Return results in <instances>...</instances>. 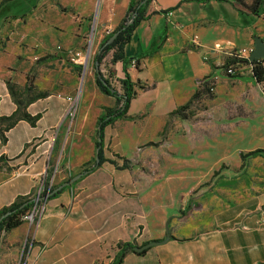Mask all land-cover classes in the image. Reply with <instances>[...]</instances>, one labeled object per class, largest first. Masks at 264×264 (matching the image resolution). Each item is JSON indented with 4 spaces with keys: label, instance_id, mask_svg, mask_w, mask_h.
I'll list each match as a JSON object with an SVG mask.
<instances>
[{
    "label": "crops",
    "instance_id": "0c3cea01",
    "mask_svg": "<svg viewBox=\"0 0 264 264\" xmlns=\"http://www.w3.org/2000/svg\"><path fill=\"white\" fill-rule=\"evenodd\" d=\"M101 1L105 8L98 18ZM182 1L152 0L146 11L148 18L135 29L124 48L125 56L134 58L154 41L159 45L157 53L141 59L138 68L126 67L136 84L137 96L127 117L104 131L106 161L48 199L42 206L43 217L35 226L23 222L3 232L0 264H102L101 260H112L125 245L133 244L142 229L146 231L144 242L162 243L142 255L127 250L122 264H264V192L232 208H223L221 195L205 190L196 193L197 186H191L195 179L191 183L188 177L189 169L186 176L184 170L171 171L174 164L168 167L171 163L166 158L155 161L166 180L143 177L130 163L128 169L122 168L125 161L133 159L125 149L143 150L150 143H160L169 114L190 101L198 80L223 77V64L229 59L226 52L241 53L256 38L264 41V14L258 19L242 16L245 22L236 23L239 16L230 4L204 5L190 0L181 4ZM129 4L130 0H61L60 5L74 10L75 17L68 25L62 24L65 31L51 27L54 33L47 35V28L41 29L38 38L44 40L43 49L57 51L60 59L56 64L40 66L39 73L34 68L36 80L32 85L47 96L30 104L27 113L39 119L34 125L19 122L6 133L5 144L0 139V212L20 198L37 199L41 181L46 180L52 168L54 178L66 179V172H56L62 160L68 163V175L72 177L92 167L86 166L90 154L83 157L80 153L77 159L75 156L83 126L75 124L72 140L69 138L73 125L65 128L72 108L70 96L77 89V76L72 77L71 73L77 67L72 50L77 47L78 32L90 20H97L104 30L115 29L126 16ZM175 7L169 15L160 13ZM232 16L234 23L230 24L227 19ZM239 36L245 40L241 47L236 42ZM215 44H221L225 53L215 50ZM26 65L18 71L13 63L8 65L0 58V118L10 117L17 110L8 83L24 88L32 69ZM238 66L240 76L233 80L242 81L243 62ZM114 68L120 77L122 65ZM62 70L69 74L64 87L60 84ZM138 83L147 89L140 90ZM91 90L98 95L94 88ZM110 98L102 108L113 107L116 100ZM61 132L70 142L63 152L61 148L62 158L57 157L54 165L52 158ZM151 137L154 141H148ZM163 145L155 149L163 150ZM248 159L263 162L258 174L250 171ZM240 161L237 171L229 168L218 175L219 185L232 177L234 183L250 179L264 182V156ZM204 173L200 175L205 178ZM191 204L200 207L186 215ZM167 221L175 225V231H165Z\"/></svg>",
    "mask_w": 264,
    "mask_h": 264
},
{
    "label": "rangeland",
    "instance_id": "374dc122",
    "mask_svg": "<svg viewBox=\"0 0 264 264\" xmlns=\"http://www.w3.org/2000/svg\"><path fill=\"white\" fill-rule=\"evenodd\" d=\"M2 1L0 0V3ZM39 1L10 0L0 11V58L8 65L13 63V68H17L18 71H21L20 67H24L25 64L29 67L32 66L31 73L29 72L28 76L30 84H33L36 80L34 68H37L39 73L40 66L47 63L53 64L54 62L56 64L60 59L57 51H45L43 49L42 41L44 40H42L43 38H38L41 29L47 28V35L54 33L51 27L65 31L62 24L68 25L72 17L76 15L74 10L61 6V0H42L41 3ZM104 8L105 6L102 5L101 1L98 6V18H100ZM239 18L237 23L245 22V19ZM77 22L80 23L78 18ZM85 25L86 23H84ZM115 29L113 27L112 29L104 30L101 25H98L97 20L95 23L90 20L88 25L78 32V44L76 49L72 50L75 52L74 58L77 60V67H73L71 73L72 77L73 75L77 76V89L70 96L72 108L65 128H68L69 124L73 125L69 138V140H72L75 124L78 122V124L83 126V129L81 128L82 133L78 136V151L75 156L77 159L80 153H82L83 157L90 154L91 160L86 165L88 168L93 166L96 160V142L99 140L96 122L99 114L102 113L104 108H107H102L101 105L111 100L110 97L103 95L99 91L94 82V58L102 41ZM244 41V38L239 36L236 39L237 47H241ZM250 48L254 50V42L246 47V49ZM112 54L113 52H110L100 66V71L106 78L110 76L109 71L111 69L115 70L111 64ZM245 56V60L250 59L251 53H246ZM234 59L239 60L238 58ZM55 64L52 66L54 70L56 69ZM239 66L236 63L234 68L237 69ZM249 66L247 62H243V68L245 69L242 70V73H244L242 75L244 80L242 81L230 78L227 73L228 68H223V77L210 79L209 94L200 95L194 99L182 111L181 116L167 118L165 127L159 136L160 143H150L143 150L125 149L129 157L133 158L128 161V164L130 163V166L139 171L143 177L166 180L167 177H164L159 171L160 166L155 164L158 157L166 158L168 159L167 163H171L168 167H172L174 164V170L169 168L171 171L180 172L184 170L186 176L187 169H189L188 177L191 183L195 179L191 186H197L196 193L200 190H205L206 193L215 191L221 195L223 208H232L233 205L242 204L247 198L264 192V182L258 179L240 180L234 183L231 180L235 178L232 177V179H228L229 182L222 185H219V180H217L218 175L229 168L237 171L241 166V152L247 154L258 149L264 150V87L256 85V82L251 80L253 77L250 72L251 69L249 71ZM57 71L58 74L61 73L59 68ZM235 75L240 76L238 72ZM68 77L69 74L64 73L62 70V76L60 77L62 87H64ZM57 78L55 77V80ZM110 80L114 88L121 90V86L115 77ZM15 86L18 92L23 91V88ZM90 87L94 88L98 95H95ZM18 94L21 100L24 101L26 99L25 96ZM112 106L110 108L116 107V103H113ZM148 141H154V139L151 137ZM69 142L68 138H65V133L61 132L55 155L52 158L54 165L57 157L62 158V155L59 154L61 148L63 152V148L68 147ZM160 144H164L162 146L163 150L155 149ZM247 162L248 168H251L252 170L250 171L254 174H258L259 170L263 168L262 161L258 160L256 162V160L248 159ZM67 165L68 163L62 160L61 165L56 167L57 173L61 170L66 172V179L60 181L57 177L54 178L55 174L53 176L52 168L46 180L41 181V184L43 182V189L40 184V197L46 196L49 180H52V190H56L74 178L72 174L68 175L69 167ZM164 167H167V165H164ZM202 173L206 175L205 178L200 175ZM214 174H217V176L214 177ZM45 187L46 190H44ZM38 206L43 217V205L38 204ZM195 208L191 204V211L187 209L186 215H192ZM40 220H37L34 224H28L35 226ZM164 228L168 233L172 229L173 231L176 229L175 225L171 226L168 221L165 223ZM145 233L144 229L140 230L131 246L141 247L148 243L149 241L144 242L146 240L144 238ZM114 259L111 260V257L110 261L103 259L101 263L111 264Z\"/></svg>",
    "mask_w": 264,
    "mask_h": 264
},
{
    "label": "trees",
    "instance_id": "16d2710c",
    "mask_svg": "<svg viewBox=\"0 0 264 264\" xmlns=\"http://www.w3.org/2000/svg\"><path fill=\"white\" fill-rule=\"evenodd\" d=\"M10 0H3L0 3V11L4 7L6 3ZM191 2H195L198 4L208 5L211 3H217L219 5L230 4L234 9L235 13L238 14L239 17H252L253 19H258L264 14V0H190ZM152 0H130V4L127 10V14L119 24V26L109 35L107 36L102 43L100 44L99 51L94 58L95 62V83L99 91L108 97H112L116 100V107L114 108H104L102 113L97 119V136L101 141L96 142V148L99 150V162L96 160L93 166L90 169H85L83 172H87L90 174L98 169L106 160L104 157V131L107 127L113 125L116 121L125 119L127 117L130 104L133 99L137 96V91L134 89L135 85L131 81V77L126 71L127 65L131 61H136V67H139V62L141 59L145 57L152 56L157 53L159 50V45L156 41L153 42L151 47L134 58H127L124 53V48L126 44L131 40L132 34L135 29L141 24V22L145 21L148 17L146 16V11L149 4ZM186 0L181 2L184 3ZM179 6V5H178ZM177 6V7H178ZM238 6V8H236ZM177 7L168 9L166 11H161L160 13L164 15H169L173 12ZM228 23H234V17L227 19ZM237 23V22H236ZM114 37V40L110 43L109 41ZM110 52L112 54L111 64L115 67L118 64L122 65V75L117 78V71L111 69L109 71L110 76L106 78L100 71V66L103 63L104 59L108 56ZM237 59V58H236ZM235 60L234 58H229L223 68H228L231 65H235L239 62H247L250 67H253L252 77L254 80L262 87H264V59H258L251 61L250 59H240ZM213 69L215 67L213 66ZM116 77L117 81L121 86L122 93H120L116 88L112 86L111 78ZM230 78L235 79L239 77L238 75H229ZM210 79L205 78L203 80L197 81V89L195 94L192 96L190 101L169 114L171 116H181L182 111L187 107L189 103H191L194 99L199 97L200 95L209 94ZM140 90H146L147 87L140 86V83L137 84ZM8 90L10 95L13 98L14 103L17 106L16 112L10 117L0 118V139L5 144L7 142L6 133H8L11 129H13L19 122L26 121L30 124L34 125L35 122L39 119V117L32 118L27 113V107L37 101L38 99L44 98L47 96L46 93L38 92L32 84H30L29 79L23 91L18 92L15 84L8 83ZM26 97L23 101L19 98V94ZM100 129V136H99ZM259 156H264V150L258 149L255 151H251L247 154L243 152L240 153L241 159L244 161L246 158H255ZM117 157V156H116ZM1 160V159H0ZM122 168L128 169L129 164L127 161L124 162ZM217 174H214L216 177ZM66 188L59 191L56 195L61 194ZM54 190L50 191L49 195L52 194ZM54 195L53 197H55ZM52 198V197H51ZM35 206V201L29 198H20L19 201L9 208H5L0 212V237L3 232H9L17 227H19L23 223V216L29 212ZM199 207V206H196ZM190 210V206L187 208ZM151 243L160 244L161 241H151L146 243L143 246H148ZM130 248V249H129ZM134 247L131 245H125L123 249L119 252V254L115 257L114 261L111 264H122L123 259L126 255L127 250H133ZM150 248L148 247L142 252H135L139 255L144 254Z\"/></svg>",
    "mask_w": 264,
    "mask_h": 264
},
{
    "label": "built area",
    "instance_id": "2783aa9c",
    "mask_svg": "<svg viewBox=\"0 0 264 264\" xmlns=\"http://www.w3.org/2000/svg\"><path fill=\"white\" fill-rule=\"evenodd\" d=\"M108 34H109V32H108ZM214 48H215V50H217V51H220V52H222V53H225V50L223 49V47H222V45L221 44H215V46H214ZM253 51V48H250V49H243L242 50V52L241 53H238V51H236V50H232V51H230V52H226L225 54L229 57V58H239V56H240V54H246V53H251ZM136 65H137V63H136V61H131L129 64H128V70L129 69H135V68H137L136 67ZM225 65V63L223 64V66ZM250 69H251V72H252V70H253V67L251 66L250 67ZM239 73V68H237V69H235L234 68V65H231V66H229L228 67V70H227V73L229 74V75H235L236 73ZM116 155H114V157H115ZM52 187H53V185H52V181L51 180H49V183L47 184V191H46V195H48L49 193H50V191L52 190ZM42 189H43V187H42ZM44 190H46V187H45V189ZM43 191V190H42ZM40 195H41V192H39V195L37 196V199H39V198H41L40 197ZM38 204H41V205H45V202H36L35 203V206L29 211V212H27L24 216H23V218H22V220H23V222H27V223H30V224H34L37 220H40L41 219V217H42V213L40 212V209H39V206H38Z\"/></svg>",
    "mask_w": 264,
    "mask_h": 264
},
{
    "label": "water",
    "instance_id": "95a60500",
    "mask_svg": "<svg viewBox=\"0 0 264 264\" xmlns=\"http://www.w3.org/2000/svg\"><path fill=\"white\" fill-rule=\"evenodd\" d=\"M92 32H93V29H92ZM113 40H114V37L109 42L111 43ZM258 59H264V41L261 40L260 38H256L255 39V48L251 52V56H250V60L251 61L258 60ZM81 88H82V86H81ZM100 134L101 133H100V129H99V136H100ZM99 141H101V139H99ZM96 162L97 163L99 162V150H97V152H96ZM85 175H88L87 172H82V173L78 174L70 182H67V183L63 184L62 186H60L59 188L54 190V192L52 194H50V195L48 194V195H46L44 197H41L39 199H35L34 200L35 203L39 202V201L46 202L48 199H50L51 197L56 195L59 191H61L64 188H67V187L71 186L72 184L77 182L79 179H81ZM156 245H158V243H151L148 246L134 247V251L135 252H142L145 249H147L148 247L151 248V247L156 246Z\"/></svg>",
    "mask_w": 264,
    "mask_h": 264
},
{
    "label": "bare ground",
    "instance_id": "6f19581e",
    "mask_svg": "<svg viewBox=\"0 0 264 264\" xmlns=\"http://www.w3.org/2000/svg\"><path fill=\"white\" fill-rule=\"evenodd\" d=\"M90 50V49H89ZM92 52V51H91ZM91 55V54H90Z\"/></svg>",
    "mask_w": 264,
    "mask_h": 264
}]
</instances>
